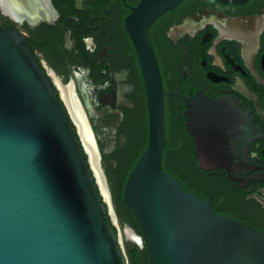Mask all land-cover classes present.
Listing matches in <instances>:
<instances>
[{"label":"flooded vegetation","instance_id":"obj_1","mask_svg":"<svg viewBox=\"0 0 264 264\" xmlns=\"http://www.w3.org/2000/svg\"><path fill=\"white\" fill-rule=\"evenodd\" d=\"M140 1L28 0L25 15L0 4V24L27 38L93 174L81 132L95 151L112 198L111 181L133 164L126 182L149 140L146 84L126 25ZM148 33L164 88L163 168L217 213L264 232V0H182ZM193 116L205 117L204 158L188 126ZM134 152L140 154L131 159ZM188 167L195 169L192 178L179 173ZM110 219L125 252L127 243L146 247L141 230Z\"/></svg>","mask_w":264,"mask_h":264},{"label":"water","instance_id":"obj_2","mask_svg":"<svg viewBox=\"0 0 264 264\" xmlns=\"http://www.w3.org/2000/svg\"><path fill=\"white\" fill-rule=\"evenodd\" d=\"M27 1L0 4L25 15ZM181 1L141 0L126 19L146 84L150 128L123 201L139 222L150 264H264L263 231L217 213L162 166L164 88L148 30ZM202 120L193 116L188 126L204 158L209 133ZM108 189L109 201L27 38L0 24V264H129L122 234L108 221L110 215L118 224Z\"/></svg>","mask_w":264,"mask_h":264},{"label":"trees","instance_id":"obj_3","mask_svg":"<svg viewBox=\"0 0 264 264\" xmlns=\"http://www.w3.org/2000/svg\"><path fill=\"white\" fill-rule=\"evenodd\" d=\"M139 153L134 152L131 154V159L136 158ZM181 159V158H180ZM134 163V160H133ZM133 165V164H132ZM132 165H123L122 170L120 171L118 178L116 180L111 181V188L113 192V200H114V205L116 208V212L119 217L120 224L123 226L124 223H129L132 226L138 228L141 230L139 222L133 212L123 201V191H124V185H125V179L127 175V168L128 170ZM179 173H182L185 176H188L190 178L194 177L195 175V169L192 167L188 168H182L178 169ZM177 172V171H174ZM108 221L110 223V226L113 227L116 231V227L112 224V221L110 219V216L108 215ZM126 254L128 256V261L129 264H150L149 263V255L146 247L140 248L137 245H132V244H126Z\"/></svg>","mask_w":264,"mask_h":264},{"label":"bare ground","instance_id":"obj_4","mask_svg":"<svg viewBox=\"0 0 264 264\" xmlns=\"http://www.w3.org/2000/svg\"><path fill=\"white\" fill-rule=\"evenodd\" d=\"M66 95V94H65ZM66 97V100L70 106V103H69V100H68V97L67 95L65 96ZM72 110V109H71ZM73 112V111H72ZM75 117V116H74ZM82 136L84 137V142H85V145L87 147V151L89 152V154L91 155V161H92V165H93V168L95 170V173L97 175V179H98V183H99V186L106 198L107 201H109L110 197H109V189H108V184H107V181L106 179L104 178V175H103V172L101 171L100 167H99V163H98V159H97V156L95 154V151L93 150V148L91 147V145L89 144L88 140L86 139V137L84 136V133H82ZM128 235H130V232L128 231ZM132 238H135V236L133 234H131Z\"/></svg>","mask_w":264,"mask_h":264},{"label":"rangeland","instance_id":"obj_5","mask_svg":"<svg viewBox=\"0 0 264 264\" xmlns=\"http://www.w3.org/2000/svg\"><path fill=\"white\" fill-rule=\"evenodd\" d=\"M127 229L130 232V235H129L130 239H132L131 234H133L134 236L137 235L136 231L133 228H131L129 225H127ZM139 242L142 243L141 240Z\"/></svg>","mask_w":264,"mask_h":264}]
</instances>
